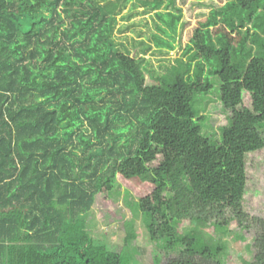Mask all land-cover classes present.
I'll list each match as a JSON object with an SVG mask.
<instances>
[{
  "label": "trees",
  "instance_id": "trees-1",
  "mask_svg": "<svg viewBox=\"0 0 264 264\" xmlns=\"http://www.w3.org/2000/svg\"><path fill=\"white\" fill-rule=\"evenodd\" d=\"M141 3L178 11L176 0ZM120 7L0 0V264H129L136 215L121 252L97 244L85 220L96 202L116 219V183L135 200L155 264L177 250L165 264H220L222 243L203 229L230 226L254 234L246 264H264V0L212 10L186 61L155 85L143 59L116 47ZM156 15L159 32L176 34L177 16ZM211 78L230 120L218 144L195 106Z\"/></svg>",
  "mask_w": 264,
  "mask_h": 264
},
{
  "label": "rangeland",
  "instance_id": "rangeland-1",
  "mask_svg": "<svg viewBox=\"0 0 264 264\" xmlns=\"http://www.w3.org/2000/svg\"><path fill=\"white\" fill-rule=\"evenodd\" d=\"M106 2H119L121 5L116 17V26L113 39L120 52L127 53L131 58L143 59L144 77L146 85H155L156 80L176 65L179 59L186 61L183 53L195 31L204 23L214 9L222 8L228 0H176V8L179 11H170L165 8L159 11H151L143 7L141 0H99ZM167 15L171 12L179 18L176 34L168 30V35H163L157 29L164 27L156 13ZM162 38L172 44L173 49H167L157 45L154 37ZM213 90L196 98L198 117L203 118L201 123L202 136L208 138L211 143L218 144L222 131L230 126L229 114L225 112L219 94V81L211 78ZM264 134V130H262ZM114 204L108 208L116 216L112 220L110 216L103 215V207L96 202L86 214L87 231L97 244L107 245L114 252H121L125 246V223L135 216L134 229L136 240L132 241L125 249L129 256V264H155L153 258V243L144 226L141 214L135 212V200L118 183L111 192ZM196 226V225H195ZM191 229L189 224L178 229L180 235ZM207 237L214 241H220L223 251L219 254L220 264H246L252 262L255 257L253 248L254 234L237 226L226 229H203ZM209 235V236H208ZM206 238V237H205ZM208 239V238H207ZM210 239V238H209ZM218 245V244H217ZM214 245V246H217ZM181 250H177L163 258L160 264L171 258H178Z\"/></svg>",
  "mask_w": 264,
  "mask_h": 264
}]
</instances>
